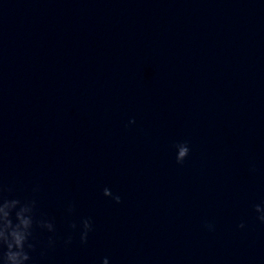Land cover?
Wrapping results in <instances>:
<instances>
[{
    "label": "clouds",
    "instance_id": "1",
    "mask_svg": "<svg viewBox=\"0 0 264 264\" xmlns=\"http://www.w3.org/2000/svg\"><path fill=\"white\" fill-rule=\"evenodd\" d=\"M134 122V121H133ZM176 161L183 163L189 154L187 143L176 145ZM104 196H112V192L105 188ZM116 203H120V197L114 196ZM34 202L21 203L18 199H7L0 197V264H27L30 260L29 252L34 249V245L30 242L32 237ZM255 211L260 213L258 219L264 222V208L260 205L255 206ZM40 227L46 228L48 231H53V225L49 222L40 221ZM73 228L76 225H72ZM211 228V225H208ZM244 227L243 224L240 225ZM81 242L86 243L88 233L92 231L90 220L82 222ZM71 242L70 240L68 241ZM51 244L52 241L50 240ZM102 264H109L108 259L104 258Z\"/></svg>",
    "mask_w": 264,
    "mask_h": 264
}]
</instances>
